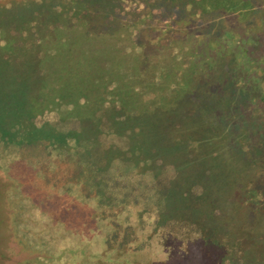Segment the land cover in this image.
I'll list each match as a JSON object with an SVG mask.
<instances>
[{
  "label": "rangeland",
  "instance_id": "1",
  "mask_svg": "<svg viewBox=\"0 0 264 264\" xmlns=\"http://www.w3.org/2000/svg\"><path fill=\"white\" fill-rule=\"evenodd\" d=\"M0 264H264V0H0Z\"/></svg>",
  "mask_w": 264,
  "mask_h": 264
},
{
  "label": "trees",
  "instance_id": "2",
  "mask_svg": "<svg viewBox=\"0 0 264 264\" xmlns=\"http://www.w3.org/2000/svg\"><path fill=\"white\" fill-rule=\"evenodd\" d=\"M113 68L115 67L111 66L109 69H92L88 72H82L78 77L77 82H86L85 84H89V87L85 86V88H81L80 90L79 87L84 84H79L77 86V104H79V106L84 109L83 112H77L81 115L80 118L87 120L89 119L93 122H99L103 118H105L106 120L110 117L109 113L111 109L114 108V105L120 107L123 106L122 104L124 101H122L121 94H119L120 84L118 82L120 81L117 80V78L119 77V73H113ZM113 81H115L116 83H114V85L110 89H107V85ZM106 99H109L108 102H110V105H107V107L104 109H100L102 105L105 106L104 103ZM79 100L83 102L79 103ZM111 102L112 104L114 103V105H112ZM124 116L125 115H122V117ZM253 203L250 204L252 206H255V204Z\"/></svg>",
  "mask_w": 264,
  "mask_h": 264
}]
</instances>
